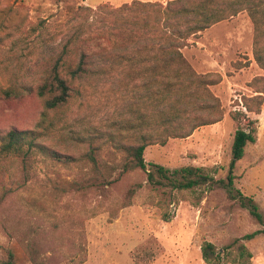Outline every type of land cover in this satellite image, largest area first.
<instances>
[{
  "label": "rangeland",
  "instance_id": "rangeland-1",
  "mask_svg": "<svg viewBox=\"0 0 264 264\" xmlns=\"http://www.w3.org/2000/svg\"><path fill=\"white\" fill-rule=\"evenodd\" d=\"M134 1L171 0H0V262L11 251L17 264H207L206 243L223 251L264 230L243 205L252 198L264 219V104L257 114L248 113L243 103L244 97L257 95L250 84L264 71L253 58L254 27L247 13L216 24L182 49L198 74L221 76L210 90L221 102L222 120L188 138L149 146L144 156L148 164L172 171L200 167L225 179L235 133L247 127L245 113L256 121L257 141L246 146L236 165V199L223 189L155 188L141 170L110 186L76 191L72 184L85 179L83 163L62 164L42 151L45 145L78 158L86 147L69 142L71 134L103 131L122 118L131 84L124 67L123 75L95 82L94 96L76 97L58 116L45 111L38 88L63 46L86 23L80 8L106 13L105 6ZM78 85L92 90L87 81ZM236 113L241 114L237 120ZM13 130L25 134V150L36 145L27 164L16 148H4ZM133 188L132 205L121 208ZM165 213L170 222L164 221ZM242 242L253 255L249 264H264V233Z\"/></svg>",
  "mask_w": 264,
  "mask_h": 264
},
{
  "label": "trees",
  "instance_id": "trees-1",
  "mask_svg": "<svg viewBox=\"0 0 264 264\" xmlns=\"http://www.w3.org/2000/svg\"><path fill=\"white\" fill-rule=\"evenodd\" d=\"M103 8L106 13L79 9L85 13L82 16L86 23L63 46L53 69L38 88V95L44 100L45 111H54L58 116L76 97L83 98L85 93L88 97L94 96L95 82L123 75L120 70L124 67L131 83L126 85L129 89L128 105L121 113L120 121L111 122L106 130L94 128L91 132L86 131V135L71 134L73 137H69V142L86 147L80 157L45 145H41L42 151L62 164L83 163L85 179L82 183L75 181L72 184L76 191L110 186L124 174L141 170L147 174V182L155 188L179 192L223 189L230 199H236V165L243 159L246 146L257 141L256 121L247 118L245 113L242 115L248 122L247 127L239 128L235 133L232 159L225 179H216L200 167L172 171L158 164H148L144 156L149 146H163L170 139L188 138L195 130L218 123L223 118L221 102L210 90V86L221 82V76L212 78V75L198 74L182 54L191 38H197L216 24L247 13L254 27L253 58L264 71V0L134 1ZM99 24L101 29L97 28ZM73 61L75 65L71 63ZM85 81L92 83L91 91L78 85ZM250 86L257 95L244 97V107L248 113L259 114L264 104V76L256 77ZM6 94L10 96L11 91ZM240 115L236 113L234 118L237 120ZM43 116L46 118L47 114ZM7 138L5 149L16 148L26 164L34 158L36 145L31 143L25 150L24 133L13 130ZM117 171L120 173L115 177ZM136 192L135 188L128 191L121 208L132 205ZM247 200L248 203L243 202V205L264 225L255 201L252 198ZM163 218L170 222L172 216L165 213ZM262 233L264 230L237 239L223 251L206 243L202 247L203 259L207 264H249L253 255L242 241L253 240ZM0 264H17L14 254L9 251Z\"/></svg>",
  "mask_w": 264,
  "mask_h": 264
},
{
  "label": "crops",
  "instance_id": "crops-1",
  "mask_svg": "<svg viewBox=\"0 0 264 264\" xmlns=\"http://www.w3.org/2000/svg\"><path fill=\"white\" fill-rule=\"evenodd\" d=\"M166 3V2H165ZM211 29V28H210ZM210 29H208V30H206L205 32H203V33H201L200 35V38L198 39V40H200L201 38H203V36H204V34L206 33V32H208ZM198 40H194V41H198ZM193 41V40H192ZM193 41V42H194ZM238 45V44H237ZM184 54V53H183Z\"/></svg>",
  "mask_w": 264,
  "mask_h": 264
}]
</instances>
